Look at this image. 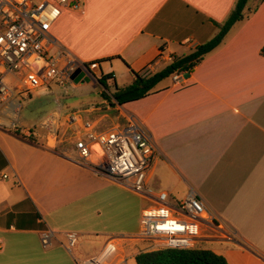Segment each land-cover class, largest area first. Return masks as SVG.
Returning <instances> with one entry per match:
<instances>
[{"label": "crops", "instance_id": "obj_1", "mask_svg": "<svg viewBox=\"0 0 264 264\" xmlns=\"http://www.w3.org/2000/svg\"><path fill=\"white\" fill-rule=\"evenodd\" d=\"M77 1L83 12L61 8L50 34L66 58L98 69L80 72L68 86L14 94L0 113L1 121L29 132L0 125V264H79L109 241L116 245L109 264H128L148 251L137 238L144 200L80 163L74 148L84 122L104 132L129 118L151 135L150 186L173 202L195 191L228 234L204 233L218 238L200 248L228 264H264V1L250 0L220 45L177 81L170 77L141 100L103 108L101 75H113V92L131 84L130 70L161 71L212 39L237 0ZM94 93L100 100L89 101ZM50 94L47 108L23 123L24 104ZM169 185L185 186L180 198ZM45 230L54 233L46 249ZM67 232L78 234L72 253Z\"/></svg>", "mask_w": 264, "mask_h": 264}, {"label": "built area", "instance_id": "obj_2", "mask_svg": "<svg viewBox=\"0 0 264 264\" xmlns=\"http://www.w3.org/2000/svg\"><path fill=\"white\" fill-rule=\"evenodd\" d=\"M63 7L83 12L77 0L42 1L36 5L33 0H0V113L14 94L26 98L43 87L67 86L76 82L80 72L98 69L95 62L77 63L55 49L50 28ZM177 78V74L172 76L174 81ZM0 125L26 132L16 124L0 120ZM95 128L94 122L83 123L74 143L77 159L97 175L123 184L147 202L141 213L137 238L148 243V251L200 248L204 241L218 238L208 236L212 233L228 237L195 191L172 202L166 191L150 186L148 177L155 149L151 135L140 121L129 118L125 126L104 132H96ZM92 154L96 156L95 161L90 160ZM206 231L208 235L204 234ZM53 239L54 233L50 230L40 235L45 249L52 245ZM65 239L66 248L72 253L78 234L67 232ZM115 250V243L109 241L98 254L79 264H109Z\"/></svg>", "mask_w": 264, "mask_h": 264}, {"label": "trees", "instance_id": "obj_3", "mask_svg": "<svg viewBox=\"0 0 264 264\" xmlns=\"http://www.w3.org/2000/svg\"><path fill=\"white\" fill-rule=\"evenodd\" d=\"M250 0H237L227 20L218 24V33L209 41L200 44L195 50L185 56L174 57L161 71L151 75L143 76L130 70L131 84L125 88H115L109 92L108 81L114 80L112 74L101 75L97 82L102 86L101 97L113 104L122 106L127 103L141 100L154 92L156 86L162 81L172 77L174 74L189 72L197 66L205 55L209 54L220 45L230 29L245 16V8ZM264 1V0H259ZM109 92V94L107 93ZM113 102V103H112ZM136 264H228L226 259L208 249L195 248L188 250L161 249L140 252L135 256Z\"/></svg>", "mask_w": 264, "mask_h": 264}, {"label": "rangeland", "instance_id": "obj_4", "mask_svg": "<svg viewBox=\"0 0 264 264\" xmlns=\"http://www.w3.org/2000/svg\"><path fill=\"white\" fill-rule=\"evenodd\" d=\"M41 0H33V3L36 5V4H38L39 2H40ZM46 1H49V0H46ZM49 2H51V1H49ZM9 80V79H8ZM164 82V81H163ZM162 82V84H164ZM159 85V84H158ZM68 86V85H67ZM101 86V85H100ZM120 86L122 87V88H125L126 86H124L123 84H120ZM102 87V86H101ZM94 89V88H93ZM97 89V85H95V90ZM109 91L110 92H112V90L111 89H109ZM107 93V92H106ZM108 94V93H107ZM54 98H55V96H53V95H34L33 96V100L31 101V103H29V104H24V107H23V110H22V122L23 123H25V124H27V125H31V123L34 121V116L36 115V114H39L42 110H44V109H46L47 108V103L50 101H52V100H54ZM60 98L62 99V96H60ZM64 99L67 101V102H72L73 100H75V99H73L71 96H65L64 97ZM28 100V99H27ZM79 100H81V99H79ZM98 101V100H100L99 99V97H97V95H95V93H94V97H91V99H89V101ZM26 101V100H25ZM84 101H88V100H84ZM109 105H110V103L109 102H107V103H104V105H98V107H101V106H105V107H109ZM95 107H97V106H95ZM101 108H103V107H101ZM116 114H113V113H111V117H113L114 118V116H115ZM121 127H123V126H121ZM175 187V189H173ZM184 187L185 186H182V185H169L168 187H167V190L168 191H170V193L172 192L173 193V195L175 196V197H178V198H180V196H178L177 194H181L183 191H184ZM171 196V195H170ZM170 200H172V202H173V200H175L174 198H171L170 197ZM144 205L146 206L147 205V202H145L144 201ZM205 233H207V234H209V231H206ZM142 244L141 243H139V246H141ZM201 245V244H200ZM135 261H131V262H129L128 264H135L134 263Z\"/></svg>", "mask_w": 264, "mask_h": 264}]
</instances>
